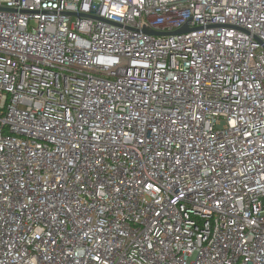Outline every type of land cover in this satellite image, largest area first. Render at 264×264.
I'll use <instances>...</instances> for the list:
<instances>
[{
  "label": "built area",
  "instance_id": "obj_1",
  "mask_svg": "<svg viewBox=\"0 0 264 264\" xmlns=\"http://www.w3.org/2000/svg\"><path fill=\"white\" fill-rule=\"evenodd\" d=\"M0 264H264V0H0Z\"/></svg>",
  "mask_w": 264,
  "mask_h": 264
},
{
  "label": "water",
  "instance_id": "obj_2",
  "mask_svg": "<svg viewBox=\"0 0 264 264\" xmlns=\"http://www.w3.org/2000/svg\"><path fill=\"white\" fill-rule=\"evenodd\" d=\"M180 32V31H179Z\"/></svg>",
  "mask_w": 264,
  "mask_h": 264
}]
</instances>
